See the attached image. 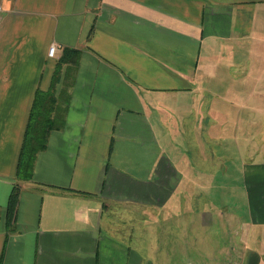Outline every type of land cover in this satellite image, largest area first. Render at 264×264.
<instances>
[{
  "label": "crops",
  "instance_id": "1",
  "mask_svg": "<svg viewBox=\"0 0 264 264\" xmlns=\"http://www.w3.org/2000/svg\"><path fill=\"white\" fill-rule=\"evenodd\" d=\"M2 6L0 264H155L151 250L143 256L118 233L117 206L164 208L185 187L180 156L196 147L194 133L234 123L232 103L219 100L232 88L217 85V71H250L255 59L262 71L264 0ZM41 93H49L47 144L31 178L21 179ZM252 166L244 175L248 217L264 228V164ZM15 190L19 204L10 220ZM240 252L236 264H262L258 250Z\"/></svg>",
  "mask_w": 264,
  "mask_h": 264
},
{
  "label": "rangeland",
  "instance_id": "2",
  "mask_svg": "<svg viewBox=\"0 0 264 264\" xmlns=\"http://www.w3.org/2000/svg\"><path fill=\"white\" fill-rule=\"evenodd\" d=\"M256 64L250 71H217V85L232 88L219 100L232 103L234 123L194 133L196 147L180 156L186 174L181 194L164 208L117 206L118 233L143 256L151 250L155 264H236L247 247L258 250L264 264V228L250 224L244 182L252 165L264 164V64L262 71Z\"/></svg>",
  "mask_w": 264,
  "mask_h": 264
},
{
  "label": "trees",
  "instance_id": "3",
  "mask_svg": "<svg viewBox=\"0 0 264 264\" xmlns=\"http://www.w3.org/2000/svg\"><path fill=\"white\" fill-rule=\"evenodd\" d=\"M49 93L37 96L32 108L27 133L23 144L18 176L21 179H30L37 154L44 150L47 144V134L50 128ZM19 204V190L11 195L8 206V217L14 220Z\"/></svg>",
  "mask_w": 264,
  "mask_h": 264
},
{
  "label": "built area",
  "instance_id": "4",
  "mask_svg": "<svg viewBox=\"0 0 264 264\" xmlns=\"http://www.w3.org/2000/svg\"><path fill=\"white\" fill-rule=\"evenodd\" d=\"M3 10V6H2V0H0V11ZM56 53V46L55 45H52L49 49V57H54Z\"/></svg>",
  "mask_w": 264,
  "mask_h": 264
}]
</instances>
